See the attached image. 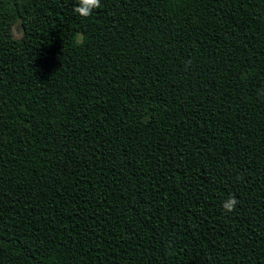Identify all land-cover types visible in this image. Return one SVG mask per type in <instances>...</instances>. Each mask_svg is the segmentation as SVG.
Instances as JSON below:
<instances>
[{
  "label": "trees",
  "instance_id": "obj_1",
  "mask_svg": "<svg viewBox=\"0 0 264 264\" xmlns=\"http://www.w3.org/2000/svg\"><path fill=\"white\" fill-rule=\"evenodd\" d=\"M76 5L0 0V264H264V0Z\"/></svg>",
  "mask_w": 264,
  "mask_h": 264
},
{
  "label": "clouds",
  "instance_id": "obj_2",
  "mask_svg": "<svg viewBox=\"0 0 264 264\" xmlns=\"http://www.w3.org/2000/svg\"><path fill=\"white\" fill-rule=\"evenodd\" d=\"M101 7V0H77V5L74 7V12L83 17H90L93 12ZM239 200L235 195H230L223 203V209L226 212H233L239 204Z\"/></svg>",
  "mask_w": 264,
  "mask_h": 264
},
{
  "label": "rangeland",
  "instance_id": "obj_3",
  "mask_svg": "<svg viewBox=\"0 0 264 264\" xmlns=\"http://www.w3.org/2000/svg\"><path fill=\"white\" fill-rule=\"evenodd\" d=\"M13 33L15 36H18L21 34V30L19 29V25H14L13 26Z\"/></svg>",
  "mask_w": 264,
  "mask_h": 264
}]
</instances>
